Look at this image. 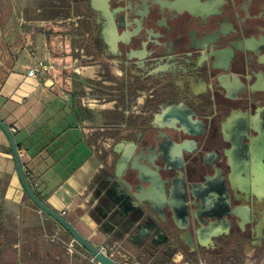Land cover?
Returning a JSON list of instances; mask_svg holds the SVG:
<instances>
[{"label":"flooded vegetation","instance_id":"obj_1","mask_svg":"<svg viewBox=\"0 0 264 264\" xmlns=\"http://www.w3.org/2000/svg\"><path fill=\"white\" fill-rule=\"evenodd\" d=\"M83 2L87 49L118 103L101 167L116 208L100 224L109 237L86 238L149 264L262 253L264 0Z\"/></svg>","mask_w":264,"mask_h":264},{"label":"crops","instance_id":"obj_2","mask_svg":"<svg viewBox=\"0 0 264 264\" xmlns=\"http://www.w3.org/2000/svg\"><path fill=\"white\" fill-rule=\"evenodd\" d=\"M93 27L83 0H0V121L36 196L88 238L99 229L109 237L100 224L116 208L109 196L116 175L101 167L113 142L105 132L115 122L106 120L118 103L111 95L103 104L102 66L87 49ZM39 62L51 72L29 77ZM101 246L126 264L124 254L113 255L116 242ZM85 257L26 196L0 129V264H80ZM245 264H264V251L248 252Z\"/></svg>","mask_w":264,"mask_h":264},{"label":"water","instance_id":"obj_3","mask_svg":"<svg viewBox=\"0 0 264 264\" xmlns=\"http://www.w3.org/2000/svg\"><path fill=\"white\" fill-rule=\"evenodd\" d=\"M0 129L3 131L4 135L7 137L13 160L15 163L16 171L20 180V183L23 187V190L26 196L30 199V201L43 213L50 216L53 220H55L77 243L82 249H84L91 257H93L100 264H120L112 259L110 256L104 254L99 248L94 245L91 241H89L86 237H84L65 217L60 215L59 213L51 210L46 204H44L34 193L29 182L26 179L22 163L19 158V153L17 146L15 144V140L12 132L3 122L0 121ZM137 180L139 183H144L147 179L144 176V173L141 171L137 173ZM125 195H129V193H125ZM130 196V195H129ZM127 200V199H126Z\"/></svg>","mask_w":264,"mask_h":264},{"label":"built area","instance_id":"obj_4","mask_svg":"<svg viewBox=\"0 0 264 264\" xmlns=\"http://www.w3.org/2000/svg\"><path fill=\"white\" fill-rule=\"evenodd\" d=\"M52 67L43 63V62H39L36 66L30 68L27 72V75L29 77H33V78H39L41 76H43L46 73H50L51 72ZM99 250H101L104 254L107 255V252L105 250L104 246H98ZM88 261L90 264H100L98 263L93 257H89Z\"/></svg>","mask_w":264,"mask_h":264},{"label":"rangeland","instance_id":"obj_5","mask_svg":"<svg viewBox=\"0 0 264 264\" xmlns=\"http://www.w3.org/2000/svg\"><path fill=\"white\" fill-rule=\"evenodd\" d=\"M90 50H92V49H90ZM91 52H93V51H91ZM95 57H96V55H95ZM103 85V84H102ZM106 88H111V86H110V84H106V85H104ZM112 93L111 92H109V93H106V96H109V95H111ZM111 97V96H110ZM95 244H98V245H101V241H95L94 242ZM114 255V257H116V259H120L119 257H118V254H113ZM85 259H87V258H89L90 257V255L89 254H87V253H85ZM124 258H126V261H124L126 264H149V263H147V261H145V260H143V261H139V260H136V259H129V256L128 255H125V256H123ZM261 257V256H260ZM246 263V262H245ZM260 263V262H259Z\"/></svg>","mask_w":264,"mask_h":264}]
</instances>
